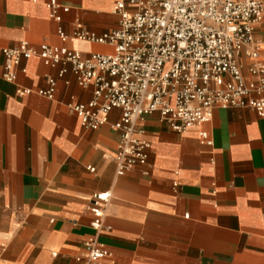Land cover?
I'll return each instance as SVG.
<instances>
[{"label":"crops","instance_id":"crops-1","mask_svg":"<svg viewBox=\"0 0 264 264\" xmlns=\"http://www.w3.org/2000/svg\"><path fill=\"white\" fill-rule=\"evenodd\" d=\"M57 1L69 7L59 22L48 0H0V48L27 41L83 56L112 52L72 32L77 21L98 34L118 27L117 0ZM255 34L264 60V25ZM3 59L0 51L1 264H84L76 258L94 234L88 205L103 191L110 229L98 239L109 255L91 264H264V117L250 107H214L209 121L178 133L157 113L146 115L137 126L151 144L147 163L117 175L112 123L120 110L86 128L68 104L88 101L91 84L79 85L70 67L58 76L60 65L37 55L9 82ZM47 76L56 82L52 99L35 93Z\"/></svg>","mask_w":264,"mask_h":264},{"label":"built area","instance_id":"built-area-1","mask_svg":"<svg viewBox=\"0 0 264 264\" xmlns=\"http://www.w3.org/2000/svg\"><path fill=\"white\" fill-rule=\"evenodd\" d=\"M47 7L57 22L60 11L69 9L57 0H48ZM113 11L118 27L98 34L77 21L72 32L73 38L109 43L112 52L83 56L77 49L47 43L35 48L27 41L0 51L6 81L15 82L17 69L25 71L22 62L37 55L46 65H60L58 76L70 67L79 85L91 84L88 101L68 104L86 128L99 127L110 111L120 110L112 123L118 131L112 156L117 175L147 163L151 144L137 126L146 115L157 113L178 133L209 121L214 107H250L264 117V60L255 34L264 25V0H117ZM56 32L62 42L68 39L61 26ZM46 84L35 93L52 99L55 79L47 76ZM31 92L16 88L18 94ZM199 134L211 143L205 131ZM108 198V191L92 194L94 234L76 258L84 264L109 255L98 239L110 229L104 223Z\"/></svg>","mask_w":264,"mask_h":264}]
</instances>
